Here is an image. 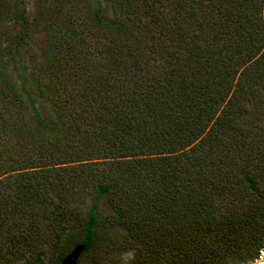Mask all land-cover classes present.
<instances>
[{"label": "trees", "instance_id": "trees-1", "mask_svg": "<svg viewBox=\"0 0 264 264\" xmlns=\"http://www.w3.org/2000/svg\"><path fill=\"white\" fill-rule=\"evenodd\" d=\"M38 11V61L20 89L0 73L37 126L18 112L0 130V264H33L51 243L56 264L257 260L264 0H52ZM5 17L20 22L18 47L25 8L3 4L0 30Z\"/></svg>", "mask_w": 264, "mask_h": 264}, {"label": "rangeland", "instance_id": "rangeland-1", "mask_svg": "<svg viewBox=\"0 0 264 264\" xmlns=\"http://www.w3.org/2000/svg\"><path fill=\"white\" fill-rule=\"evenodd\" d=\"M51 1L52 0H22L20 2V0H0V7L5 4L11 14L21 7H24L25 17L29 25V31L26 33L27 37L22 41L21 45L17 47L12 44V42L21 34L20 22L10 21L7 17H5V19L3 18L1 21L2 30L0 31H5L6 37L0 42V50L1 48H5L7 44H9V46L0 52V73H2L4 77L6 76L17 89H20L22 76L30 72L31 67L38 61L43 51L44 36L41 30L44 26H42L40 22L38 23V21L44 17H38L40 12H37V8L50 6ZM81 13H87L84 6L81 9ZM35 16H37V22ZM18 112L26 113V122L37 129L34 119H32L30 113H27V106H21L20 102L15 99V96L7 93L3 85L0 84V130L4 127H11L12 129L14 122L21 118L18 116ZM8 142H10V140ZM4 167V165H0V173L3 172ZM77 204L80 206L81 210L84 209L85 206L82 203ZM36 253L30 258L33 264H56L61 254L56 243L41 246L39 247L38 253ZM129 256L130 254L124 253L121 257L122 260L126 262ZM96 258V256L94 257L91 254H87L82 258L80 264H101ZM263 260L264 250L255 262Z\"/></svg>", "mask_w": 264, "mask_h": 264}, {"label": "water", "instance_id": "water-1", "mask_svg": "<svg viewBox=\"0 0 264 264\" xmlns=\"http://www.w3.org/2000/svg\"><path fill=\"white\" fill-rule=\"evenodd\" d=\"M255 261H253V262H251V263H249V264H264V261H262V262H255Z\"/></svg>", "mask_w": 264, "mask_h": 264}, {"label": "bare ground", "instance_id": "bare-ground-1", "mask_svg": "<svg viewBox=\"0 0 264 264\" xmlns=\"http://www.w3.org/2000/svg\"><path fill=\"white\" fill-rule=\"evenodd\" d=\"M264 261V260H263ZM259 262H262V261H259Z\"/></svg>", "mask_w": 264, "mask_h": 264}]
</instances>
